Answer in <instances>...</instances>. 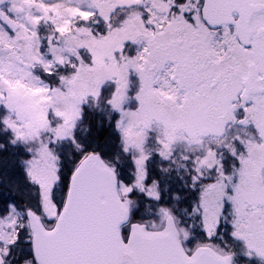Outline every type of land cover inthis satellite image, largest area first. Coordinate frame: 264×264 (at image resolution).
<instances>
[{"label":"snow or ice","instance_id":"obj_1","mask_svg":"<svg viewBox=\"0 0 264 264\" xmlns=\"http://www.w3.org/2000/svg\"><path fill=\"white\" fill-rule=\"evenodd\" d=\"M0 264H264V0H0Z\"/></svg>","mask_w":264,"mask_h":264}]
</instances>
